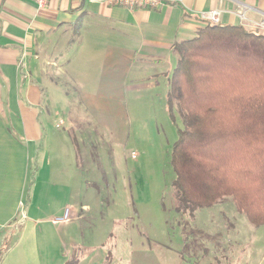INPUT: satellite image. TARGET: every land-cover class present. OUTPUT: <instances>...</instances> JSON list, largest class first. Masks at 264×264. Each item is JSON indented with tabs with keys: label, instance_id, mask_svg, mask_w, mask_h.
<instances>
[{
	"label": "crops",
	"instance_id": "crops-1",
	"mask_svg": "<svg viewBox=\"0 0 264 264\" xmlns=\"http://www.w3.org/2000/svg\"><path fill=\"white\" fill-rule=\"evenodd\" d=\"M164 1L153 11H128L87 0H48L43 9L32 0H0V246L10 228L23 227L12 264H38L47 231L63 240L75 235L81 220L80 159L69 131L73 123L64 117L69 129L61 131L65 122L53 118L50 88L60 91L59 97L70 96L48 73L51 48L63 50L51 62L57 64L58 82L61 77L73 82L81 97L101 92L117 97L129 88H124L128 81L170 75L173 45L196 36L204 13L217 10L220 25L264 34V0ZM97 40L106 45L95 49L108 56L98 63L63 55L73 45L92 49ZM91 79L96 87L87 86ZM70 109L67 103L63 113ZM65 209L68 221L56 222Z\"/></svg>",
	"mask_w": 264,
	"mask_h": 264
},
{
	"label": "rangeland",
	"instance_id": "rangeland-1",
	"mask_svg": "<svg viewBox=\"0 0 264 264\" xmlns=\"http://www.w3.org/2000/svg\"><path fill=\"white\" fill-rule=\"evenodd\" d=\"M90 45L92 49L86 44L82 50L73 45L63 55L93 63L108 57L107 51L95 49L104 42ZM62 51H48V73L70 98L50 88L57 113L53 118L65 122L63 132L69 129L68 120L73 123L69 131L80 159L81 220L75 235L63 240L47 231L42 255L37 253L35 261L58 264L74 253L81 264H264V225L252 226L231 199L192 213L177 210L180 199L171 153L183 125L176 102L169 103L170 75L128 81L124 88H129L117 97L104 92L81 97L73 82L65 77L57 81V64L51 62ZM96 85L89 80L87 86ZM136 86L142 90L136 91ZM67 103L71 113L65 115ZM22 228H10L0 246V264H12V248Z\"/></svg>",
	"mask_w": 264,
	"mask_h": 264
},
{
	"label": "trees",
	"instance_id": "trees-1",
	"mask_svg": "<svg viewBox=\"0 0 264 264\" xmlns=\"http://www.w3.org/2000/svg\"><path fill=\"white\" fill-rule=\"evenodd\" d=\"M172 52L168 98L183 125L171 153L177 210L229 198L252 226L264 225V34L203 21ZM78 262L72 253L65 264Z\"/></svg>",
	"mask_w": 264,
	"mask_h": 264
},
{
	"label": "built area",
	"instance_id": "built-area-1",
	"mask_svg": "<svg viewBox=\"0 0 264 264\" xmlns=\"http://www.w3.org/2000/svg\"><path fill=\"white\" fill-rule=\"evenodd\" d=\"M38 9H43L47 6L48 0H32ZM93 4H103L108 7L124 8L128 11L146 10L153 11L165 4L164 0H87ZM220 12L213 10L201 15L202 20L211 24H219ZM58 128V125L56 126ZM68 213L66 210L61 219H56V222L68 221Z\"/></svg>",
	"mask_w": 264,
	"mask_h": 264
}]
</instances>
